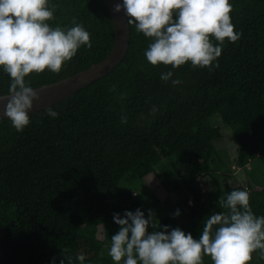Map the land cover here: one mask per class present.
<instances>
[{
  "label": "trees",
  "instance_id": "1",
  "mask_svg": "<svg viewBox=\"0 0 264 264\" xmlns=\"http://www.w3.org/2000/svg\"><path fill=\"white\" fill-rule=\"evenodd\" d=\"M231 20L241 38L225 39L219 67L153 66L145 51L152 38L129 25V45L106 75L52 107L29 113L30 123L17 132L0 119V264H115L111 237L120 230L114 213L141 209L134 192L149 196L147 177L174 194L183 208L165 216L151 231L180 228L199 239L205 219L221 209L218 201L245 190L255 216H264V175L230 183V167L217 153L222 137L210 117H217L238 142L235 165L264 162V0H230ZM56 5L53 29L82 24L92 48L82 45L59 73L45 70L25 78L33 88L66 78L99 62L111 50L115 30L104 0H49ZM128 18V17H127ZM173 72L164 82L161 73ZM11 77L0 67V95ZM155 106L158 111L151 113ZM127 117V123L121 117ZM211 117V118H212ZM216 153V154H215ZM212 182L211 189H202ZM152 179V178H150ZM103 226V236L87 235ZM66 250V251H65ZM71 257V260H69ZM123 264V262H121ZM203 264H214L207 255ZM249 264H264L257 250Z\"/></svg>",
  "mask_w": 264,
  "mask_h": 264
},
{
  "label": "clouds",
  "instance_id": "2",
  "mask_svg": "<svg viewBox=\"0 0 264 264\" xmlns=\"http://www.w3.org/2000/svg\"><path fill=\"white\" fill-rule=\"evenodd\" d=\"M55 8H49V0H0V67L12 81L8 94L0 96V113L17 132L29 125V110L40 99L38 90L25 78L45 70L59 73L82 45L92 48L90 33L75 19V26L66 31L49 26ZM122 9L129 25L135 24L138 32L152 38L145 56L153 66L179 68L191 62L193 68L212 71L219 67L213 62L221 56L222 47L214 46L210 37L222 45L225 39L234 43L242 35L234 29L230 0H123L114 6V12ZM172 77V71L161 73L164 82L182 83ZM157 111L153 106L151 113ZM47 114L58 116L52 107ZM121 122L127 123V117L122 116ZM218 204L226 211L213 212L205 219L198 240L180 228L169 230L167 225L162 226L163 231L149 232L150 227H161L151 209L147 218L141 209L125 211L123 217L114 213L120 230L111 237L109 255L115 264H203L205 255L214 264H249L257 250L264 256V216L254 215L249 193L233 190ZM77 259L84 264L83 254Z\"/></svg>",
  "mask_w": 264,
  "mask_h": 264
},
{
  "label": "water",
  "instance_id": "3",
  "mask_svg": "<svg viewBox=\"0 0 264 264\" xmlns=\"http://www.w3.org/2000/svg\"><path fill=\"white\" fill-rule=\"evenodd\" d=\"M107 4L114 30L115 38L110 52L99 62L88 68L62 78L55 82L35 87L39 92L40 99L34 101L33 109L29 113L43 110L62 99L75 93L93 81L106 75L124 57L129 45V23L125 10L114 12L116 4H123V0H104ZM3 94L0 96H6ZM6 118L0 113V119Z\"/></svg>",
  "mask_w": 264,
  "mask_h": 264
},
{
  "label": "rangeland",
  "instance_id": "4",
  "mask_svg": "<svg viewBox=\"0 0 264 264\" xmlns=\"http://www.w3.org/2000/svg\"><path fill=\"white\" fill-rule=\"evenodd\" d=\"M212 117V116H211ZM210 120L212 124L218 126L220 128V131L222 133V137L215 142L216 150L219 155L224 159V162L226 163L227 166L230 167V172H228V175L226 176L227 180L234 184H237L238 182H245L246 177L251 178L252 180L258 179L262 175H264V162L260 161L259 158L255 160V163L253 165H246L243 167V169L237 167L235 165V158H236V153H237V148H238V142L234 139L232 135L231 129L224 123L222 122L217 115L211 118ZM216 154V153H215ZM203 176L199 177V181L201 183V187L203 189H211L212 188V182L207 181V183L204 182V179H207V176L202 178ZM147 178H152L148 179L149 185H148V194L149 198H153V200H162L165 201L164 208L170 213L175 216V213L177 210L180 211V214L183 213V208L175 198L173 197L174 194L171 192H167L162 185L158 182V180H154V177H147ZM160 203V202H157ZM155 206H153L150 209L153 210ZM159 208V210H154L156 212L155 216L156 218L159 217V215H162L166 213L165 210H162L160 206H156ZM148 209V210H150ZM173 215H170L174 217ZM182 215V214H181ZM90 229L86 230L87 235H92L96 234L98 237L103 236V226L97 225L96 226H91L89 227Z\"/></svg>",
  "mask_w": 264,
  "mask_h": 264
},
{
  "label": "crops",
  "instance_id": "5",
  "mask_svg": "<svg viewBox=\"0 0 264 264\" xmlns=\"http://www.w3.org/2000/svg\"><path fill=\"white\" fill-rule=\"evenodd\" d=\"M149 181H150V179H149ZM149 181L147 180V184L149 185ZM134 196H136L137 198H138V200H139V202L141 203V205L143 206V208L145 209V211H146V213H147V215H148V209H150V206H151V208L153 207V206H155L154 208H153V211L154 210H159V208L158 207H156V206H160L161 207V209L162 210H165L166 211V213H164V214H162V215H159V217L158 218H156V220L157 221H155V223H158V221H160L163 217H165V216H170V215H173V214H170L165 208H164V203H165V201H162V200H159V199H157V200H153V198H149L148 196H145V195H141V194H137V193H135L134 192V194H133ZM157 202H160V203H157ZM154 212H156V211H154ZM174 216V215H173Z\"/></svg>",
  "mask_w": 264,
  "mask_h": 264
},
{
  "label": "built area",
  "instance_id": "6",
  "mask_svg": "<svg viewBox=\"0 0 264 264\" xmlns=\"http://www.w3.org/2000/svg\"><path fill=\"white\" fill-rule=\"evenodd\" d=\"M200 177V176H199ZM199 177L197 178L198 180H199ZM200 185H201V183H200ZM203 189V188H202Z\"/></svg>",
  "mask_w": 264,
  "mask_h": 264
}]
</instances>
